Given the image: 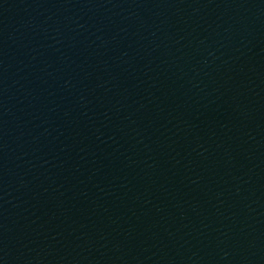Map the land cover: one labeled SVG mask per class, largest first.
I'll return each mask as SVG.
<instances>
[{"label":"water","instance_id":"1","mask_svg":"<svg viewBox=\"0 0 264 264\" xmlns=\"http://www.w3.org/2000/svg\"><path fill=\"white\" fill-rule=\"evenodd\" d=\"M0 264H264V0H0Z\"/></svg>","mask_w":264,"mask_h":264}]
</instances>
